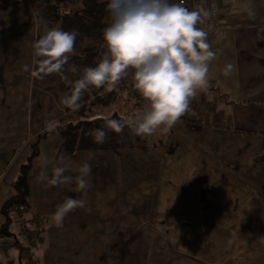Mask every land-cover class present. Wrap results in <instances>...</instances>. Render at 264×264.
Segmentation results:
<instances>
[{
	"label": "crops",
	"instance_id": "1",
	"mask_svg": "<svg viewBox=\"0 0 264 264\" xmlns=\"http://www.w3.org/2000/svg\"><path fill=\"white\" fill-rule=\"evenodd\" d=\"M216 2L223 28L207 38L217 53L209 65V87L198 91L169 130L161 126L152 134L161 135L160 145L76 153L62 150L57 123L69 108L62 103L71 92L69 81L83 71L77 68L75 74L69 67L34 76L39 58L33 49V7L24 0L16 12L0 10V264H154L155 242L170 246L157 227L168 228L158 223L162 216H200L198 225L218 232L230 230L224 224L228 217H249V207L240 201L248 197L247 187L264 196V161L255 163L264 154V0ZM245 2L254 15L242 10ZM227 64L232 69L225 76ZM41 134L25 208L13 205L5 212L3 205L16 194L19 171ZM45 157L49 179L52 168L61 166L71 181L39 180ZM84 162L92 172L81 191L76 177ZM197 177L199 182H192ZM66 197L86 203L57 224L53 214ZM248 243L228 240L224 247H235L244 262ZM251 244L264 249V240ZM174 258L175 263H201L186 255ZM169 262L170 257L156 259V264Z\"/></svg>",
	"mask_w": 264,
	"mask_h": 264
},
{
	"label": "clouds",
	"instance_id": "2",
	"mask_svg": "<svg viewBox=\"0 0 264 264\" xmlns=\"http://www.w3.org/2000/svg\"><path fill=\"white\" fill-rule=\"evenodd\" d=\"M207 0L195 10H189L180 3L169 0H108L106 11L111 23L103 30L107 51L94 67H85L83 74L75 81H69L71 92L62 98V103L72 110H78L80 101L91 88L107 87L112 91L129 69L134 70L135 88L148 102L146 109L126 120L107 119L108 129L120 133L127 126L137 135H152L163 126L169 130L188 110L191 100L198 91L209 87V65L217 59V53L208 43V32L197 25L205 24L214 15L217 5L214 0L206 7ZM243 11L254 15L249 3L241 4ZM44 34L34 42V55L41 74L62 73L70 56L75 52L78 33L65 31L60 27L49 28L48 22L41 18ZM232 65L223 69L225 76L230 75ZM77 72L75 66L68 69ZM67 79V77H65ZM89 135L95 142L104 143L106 131L92 129ZM48 158L38 176L41 181L59 185L71 181L65 176L66 169L61 166L52 168L49 179ZM76 177L78 190L88 187L85 177L92 172V165L84 162ZM86 201L66 197L57 206L53 219L57 224L76 208L85 206Z\"/></svg>",
	"mask_w": 264,
	"mask_h": 264
},
{
	"label": "trees",
	"instance_id": "3",
	"mask_svg": "<svg viewBox=\"0 0 264 264\" xmlns=\"http://www.w3.org/2000/svg\"><path fill=\"white\" fill-rule=\"evenodd\" d=\"M24 0H0V9L13 8L18 9ZM33 6H38L37 10V37L38 40L43 34V24L41 18L48 22L49 28L60 27L65 31L75 30L78 35L75 41V52L70 56L68 63L64 69L71 66L83 71L85 67H94L107 51V47L103 38V30L111 23V17L106 11L108 0H30ZM219 23L222 26L219 9L217 8ZM220 31L214 36L218 35ZM208 36V37H214ZM133 69H129V74L122 78L119 84L112 91L107 87L100 89L94 88L93 92L83 97L80 101V108L72 110L68 108L65 116L59 123V132L62 136V150L67 153H76L79 151L94 150H117L131 148H147L157 146V142L151 144H143L141 135H137L127 126L120 133H116L106 126L107 119L126 120L117 113H113L107 117H93V109L91 104L98 103L102 105L113 104L119 97L121 89L127 77L131 76ZM137 93H139L137 91ZM140 94V93H139ZM141 95V94H140ZM146 106L147 101L145 100ZM70 118H77V121H69ZM101 128L107 133L104 143H97L94 137L89 135L92 129ZM41 134L35 143L32 144V151L27 162L23 164L19 171L18 178L14 184L16 194L8 199L3 205L6 212L13 205H25L27 203L28 193V172L31 168L32 159L38 152V140L42 138ZM264 149V139L262 143ZM258 157L257 160L261 161ZM264 158V156L262 157ZM9 221V218H8ZM8 223V222H7ZM4 229V227L2 228Z\"/></svg>",
	"mask_w": 264,
	"mask_h": 264
},
{
	"label": "rangeland",
	"instance_id": "4",
	"mask_svg": "<svg viewBox=\"0 0 264 264\" xmlns=\"http://www.w3.org/2000/svg\"><path fill=\"white\" fill-rule=\"evenodd\" d=\"M27 1L31 4L30 0ZM21 4L18 9L21 7ZM31 6L33 7L34 12L36 13L37 24V10L39 7H35L32 4ZM6 9H9L13 12H16V10H18L17 8H3L0 10ZM137 91V89H133L131 81L127 77V80H125L124 82V87L121 89L120 97L113 104H109L107 106L98 103L91 104L94 112L93 117H107L113 113H117L125 119L134 117L135 115L146 109L145 99L139 93H137ZM138 96L141 97V100L139 102H136L135 99ZM69 121L75 122L77 121V118H70ZM57 125H59V123H57ZM159 136L161 135H141V142L143 144H150L153 142L160 143L162 138ZM263 156L264 154L259 156L261 157L260 159H263L261 160V162L264 161V158H262ZM256 162L260 161L256 159L255 163ZM198 177L193 178L192 182H199ZM247 196L248 197H244V199L240 201L244 202L249 207V217H228L227 221L224 224L229 223V225L231 226V231L224 230L218 232L213 229L211 230L208 227L205 230L202 228V226L198 225L202 219V217L200 216H179L171 214H169L168 216H162L159 219L158 223L162 224L163 222L164 226L163 224L162 226L164 228L168 226V228L163 230L161 227H157L159 230H162L167 235V240L169 241L170 246L165 247L162 245V247L160 248L161 243L155 242V245H158L157 247L152 249L155 260L154 264H156V259H158L160 256L170 257V262L167 264H190L187 260H180L175 263L178 258L175 259L174 257H181L184 255H186V257L199 260L201 262L200 264H264V260L260 259V257H264V249H259V247H256L258 244H251L253 241L264 240V196L261 195L258 189L250 187H247ZM184 217L186 218L184 219ZM143 220L144 219L142 218V222H146ZM196 220L198 222L197 224ZM223 220L224 217H220V221L223 222ZM256 220H261V222L256 223ZM28 224L31 223H27V226ZM197 225L200 227V231H198ZM242 226L245 227L242 228ZM233 228L236 231H233ZM25 234L27 240H29L31 235L28 230H26ZM228 240H232L233 242L238 240H246L250 243H248V248L246 247V251L248 252V257L246 258V261L242 262L241 259L237 257L235 247H224L225 243ZM31 264H33V262H31Z\"/></svg>",
	"mask_w": 264,
	"mask_h": 264
},
{
	"label": "built area",
	"instance_id": "5",
	"mask_svg": "<svg viewBox=\"0 0 264 264\" xmlns=\"http://www.w3.org/2000/svg\"><path fill=\"white\" fill-rule=\"evenodd\" d=\"M169 2L170 3H180L181 0H169ZM212 2H213V0H207V3L205 4V6L210 7ZM214 2L217 5L216 0H214ZM200 3H201V0H183V6L188 8L189 10H195ZM217 7H218V5H217ZM197 27L203 28L206 32H208V36H214L215 34H217L222 27L219 23V18L217 15V9H216L213 17L208 22H206L205 24L197 25ZM133 76H134V71L131 74V76H129L128 78L131 81L133 89L136 90L135 85H134ZM135 100H136V102H139L141 100V97L138 96ZM24 208H25L24 205H18L19 210H23Z\"/></svg>",
	"mask_w": 264,
	"mask_h": 264
},
{
	"label": "bare ground",
	"instance_id": "6",
	"mask_svg": "<svg viewBox=\"0 0 264 264\" xmlns=\"http://www.w3.org/2000/svg\"><path fill=\"white\" fill-rule=\"evenodd\" d=\"M19 205H21V204H19Z\"/></svg>",
	"mask_w": 264,
	"mask_h": 264
}]
</instances>
